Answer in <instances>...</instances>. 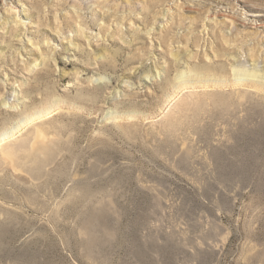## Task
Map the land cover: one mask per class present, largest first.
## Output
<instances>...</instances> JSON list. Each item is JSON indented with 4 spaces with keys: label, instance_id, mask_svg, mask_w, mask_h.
<instances>
[{
    "label": "rangeland",
    "instance_id": "obj_1",
    "mask_svg": "<svg viewBox=\"0 0 264 264\" xmlns=\"http://www.w3.org/2000/svg\"><path fill=\"white\" fill-rule=\"evenodd\" d=\"M206 64L227 83L173 86ZM236 68L264 74V0H0V264H264Z\"/></svg>",
    "mask_w": 264,
    "mask_h": 264
},
{
    "label": "bare ground",
    "instance_id": "obj_2",
    "mask_svg": "<svg viewBox=\"0 0 264 264\" xmlns=\"http://www.w3.org/2000/svg\"><path fill=\"white\" fill-rule=\"evenodd\" d=\"M177 55H178L177 53L176 54L174 53L175 60L179 56V55L178 56ZM216 69H219V68L216 67ZM216 69L214 68V70H216ZM213 71H212V65H210V64L205 66V67L196 66L193 69H190L189 71L185 70V69H182V70L178 71V73L175 75L174 79L172 80V84H173V86H176L178 89L179 88L183 89V88H186V87L195 86L196 83L197 84L203 83V84H206V85L207 84L208 85H212V81H213V83L214 82L215 83L226 82L227 78H224V79H221V78L219 79V77L218 78H215V77L212 78L213 77V75H212ZM234 71H235L233 73V75H234L233 81L234 82L237 83L239 81H243L244 82V81L248 80L254 86L264 89V84L259 79L261 77H264V74H262L261 72L257 71V68H255L254 70H247V69H244V68H236ZM213 74H215V73L213 72ZM151 76H152V73L147 75V77H149V78H151ZM214 76H216V75H214ZM80 94L82 95L83 93H80ZM93 97L94 96H92L91 98H93ZM52 110L53 109H51V108L50 109H48V108L45 109L44 108L42 111L41 110L40 111H36V114L34 113L35 116L30 117V119L39 118L43 114H47V113L51 112ZM34 114H32V115H34ZM128 114H130L129 116H133L136 113L129 112ZM5 137H7L6 132L1 133V139H4Z\"/></svg>",
    "mask_w": 264,
    "mask_h": 264
}]
</instances>
